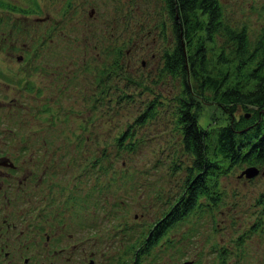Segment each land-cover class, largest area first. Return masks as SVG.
I'll list each match as a JSON object with an SVG mask.
<instances>
[{"label":"rangeland","instance_id":"obj_1","mask_svg":"<svg viewBox=\"0 0 264 264\" xmlns=\"http://www.w3.org/2000/svg\"><path fill=\"white\" fill-rule=\"evenodd\" d=\"M218 1L224 19L245 27L254 46L264 35V0ZM170 23L161 0H0V153L24 157L19 165L25 169L36 168L37 160L52 154L46 174L59 177L54 178L57 184L66 181L74 200L69 213L42 215L43 225L59 232L71 226L80 239L78 223L89 217L95 264H134V249L122 246L126 229L141 254L137 264H222L217 259L222 251L226 264H264V165L249 178L237 176L249 165L229 163L215 184L207 177L208 187L220 191L217 205L201 196L186 217L170 224L157 245L144 244L139 228L136 239L137 226L143 224L146 233L180 194L191 164L176 125L180 76L162 67V51L174 43ZM113 41L110 50L120 48L117 59L126 66L110 68L98 85L93 63L106 58L105 47ZM24 57L29 58L25 67ZM85 60L88 71L82 66ZM21 66L28 69L30 80L22 91L16 89ZM204 101L196 113L198 123L208 128L223 122L219 108ZM151 102V115L134 121ZM87 110L93 119L91 151L98 162L103 151L108 153L102 163L109 171L102 173V164L96 165L94 182L84 150L75 151V162L68 155L75 147L71 129L84 133L78 119L85 120ZM243 111L238 108L235 116ZM126 127L134 130L139 146L117 156L112 136ZM11 133L18 138L13 140ZM78 173L80 178H74ZM100 221L97 231L94 225ZM244 232L250 235L241 239Z\"/></svg>","mask_w":264,"mask_h":264},{"label":"trees","instance_id":"obj_2","mask_svg":"<svg viewBox=\"0 0 264 264\" xmlns=\"http://www.w3.org/2000/svg\"><path fill=\"white\" fill-rule=\"evenodd\" d=\"M161 4L167 19L171 21L174 37L170 50L162 51V67L163 71L180 76L181 90L178 95L176 125L180 134V147L191 157V164L186 166L187 174L182 191L168 203L166 212L155 219L146 233L141 229L143 224L135 230L137 235L139 228L138 234L143 236V243L151 247L157 245L166 235L170 224L178 223L196 207L199 197L210 199L212 205H217L220 191L215 187H208L207 177L214 178L215 184L218 174L228 170L231 162L264 165V35L251 46L245 27L231 26L224 19L223 7L218 0H161ZM158 21L162 25L166 22L162 17ZM110 33L114 34L112 31ZM220 37L223 40L219 41ZM112 44L106 46L107 49L105 47L106 58L100 57L93 63L98 85L102 82L99 77L103 73L111 72L112 67L123 68L125 65L120 58L117 59L121 55L120 48L110 50L115 44L114 41ZM121 46L122 44H118L117 47ZM82 66L88 71L86 60ZM127 78L134 77L127 75ZM204 99L215 104L223 113L224 121L215 127L204 128L198 123L196 113L205 103ZM151 105L152 102L134 121L141 123L146 116H150ZM238 108L244 111L236 117L235 111ZM91 114L87 110L84 114L85 120L78 119L79 127L84 133L71 129L72 145L75 147L68 151L84 150L85 160L89 158L92 164L90 170L94 174V182L95 173H98L95 169L99 163L102 164L99 166L102 173H108L109 167L102 163L108 157L107 151L102 152L100 162L91 151L95 142ZM99 121L105 125V119ZM113 124L117 126L116 121ZM112 139L117 144V156L139 146L134 138V130L127 127L115 131ZM130 231L125 230L123 244L134 249V264H137L141 254L136 252L138 246L131 243L135 237L127 235ZM225 255L222 251L217 257L222 264H226Z\"/></svg>","mask_w":264,"mask_h":264},{"label":"flooded vegetation","instance_id":"obj_3","mask_svg":"<svg viewBox=\"0 0 264 264\" xmlns=\"http://www.w3.org/2000/svg\"><path fill=\"white\" fill-rule=\"evenodd\" d=\"M28 59L23 58L24 67ZM24 67L21 66L22 72L16 83V89L20 91L27 88L30 81L28 69ZM11 134L13 140L18 138L17 134ZM68 152L70 161H74L73 153L76 152ZM51 155L48 153L45 161L37 160L39 166L36 168L25 169L19 165L24 157H10L7 151L0 153V264H95L89 217L84 215L78 223L77 232L82 234L80 239L71 226L67 231L59 232L54 226L43 225L42 215L47 218V211L53 217L69 213L74 200L66 181L57 184L54 178L58 180L59 177L46 174V162ZM78 177L80 173L74 175V178ZM102 223L98 222L94 229L100 231ZM43 233L44 236H38ZM245 236H249L247 232L241 235V239ZM64 239H68L64 245H50L52 240L61 242Z\"/></svg>","mask_w":264,"mask_h":264},{"label":"water","instance_id":"obj_4","mask_svg":"<svg viewBox=\"0 0 264 264\" xmlns=\"http://www.w3.org/2000/svg\"><path fill=\"white\" fill-rule=\"evenodd\" d=\"M246 115H248V114H246ZM257 172H258V167L256 165L250 164L249 166L241 169L238 176L244 175L247 177H251L252 175L256 174ZM188 263L189 262H184V264H188Z\"/></svg>","mask_w":264,"mask_h":264}]
</instances>
